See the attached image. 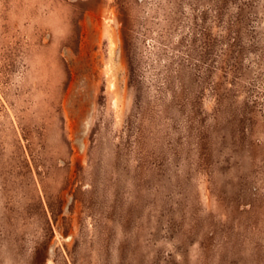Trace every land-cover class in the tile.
Segmentation results:
<instances>
[{"label":"rangeland","instance_id":"obj_1","mask_svg":"<svg viewBox=\"0 0 264 264\" xmlns=\"http://www.w3.org/2000/svg\"><path fill=\"white\" fill-rule=\"evenodd\" d=\"M0 264H264V0H0Z\"/></svg>","mask_w":264,"mask_h":264}]
</instances>
